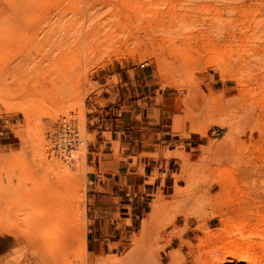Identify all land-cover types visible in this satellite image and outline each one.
Here are the masks:
<instances>
[{"label": "rangeland", "instance_id": "obj_1", "mask_svg": "<svg viewBox=\"0 0 264 264\" xmlns=\"http://www.w3.org/2000/svg\"><path fill=\"white\" fill-rule=\"evenodd\" d=\"M22 1L26 10L14 9L16 0H0V83L16 87L0 88V116L10 117L7 144L0 146V225L12 220L27 229L23 245L4 241V260L35 264L28 231L59 200L70 227L64 264H264V0ZM56 27L62 35H53ZM45 36L63 43L62 57L38 68L29 60L53 44L45 45ZM124 67L145 71L149 88L178 100L168 108L176 113L171 133L203 138L189 153L173 152L178 185L155 194L117 252L97 253L93 263L88 116L101 74ZM31 72L48 80L32 89ZM114 82L107 83L112 90ZM187 175H194L191 181ZM199 182L208 192L188 193Z\"/></svg>", "mask_w": 264, "mask_h": 264}, {"label": "crops", "instance_id": "obj_2", "mask_svg": "<svg viewBox=\"0 0 264 264\" xmlns=\"http://www.w3.org/2000/svg\"><path fill=\"white\" fill-rule=\"evenodd\" d=\"M113 77L112 90L107 83ZM148 77L134 68L103 72L93 96L87 124L93 139L85 154L87 252L93 263L97 253L117 252L155 194L166 195L178 185L180 161L173 152L189 153L202 142V135L182 139L170 132L168 122L176 113L168 108L178 100L149 88ZM9 120L0 116V146L7 144Z\"/></svg>", "mask_w": 264, "mask_h": 264}, {"label": "bare ground", "instance_id": "obj_3", "mask_svg": "<svg viewBox=\"0 0 264 264\" xmlns=\"http://www.w3.org/2000/svg\"><path fill=\"white\" fill-rule=\"evenodd\" d=\"M13 8L14 9H16V10H22V9H24V10H26L27 8H28V6L26 5V4H24V2L22 1V0H16V2H14V4H13ZM59 11V10H58ZM62 13H63V11H62ZM64 17V16H63ZM19 17H17V19H18ZM55 19V21H57L58 22V24L60 23V21H61V19L63 20V18L61 17V19H60V16L59 15H57L56 14V16L54 17ZM20 19V18H19ZM55 21H54V23H55ZM67 22H68V20H67ZM70 22V21H69ZM71 23V22H70ZM69 23V24H70ZM73 23V22H72ZM19 24V23H18ZM63 25H64V23H63ZM73 25H76L75 23L73 24ZM15 26V25H14ZM16 26H17V24H16ZM61 26V25H60ZM70 26V25H69ZM77 26V25H76ZM34 27H35V25H34ZM39 28V27H38ZM40 28H42L41 26H40ZM53 28L55 29V27L53 26ZM53 28H51V29H53ZM58 27H56V29H57ZM61 28V27H60ZM62 28H64V27H62ZM71 28V27H70ZM74 28V27H73ZM34 29V28H33ZM42 29H44V28H42ZM65 29V28H64ZM77 29V28H76ZM73 30V29H72ZM29 31V30H28ZM69 31V30H68ZM49 32V31H48ZM47 32V33H48ZM62 32H63V30H62ZM70 32V31H69ZM87 32V31H86ZM46 33V32H45ZM63 33H61V31H59L58 29L57 30H54V32H53V35H57V36H60V35H62ZM66 34H67V31H66ZM87 34V33H86ZM37 35V34H36ZM36 35H35V37H36ZM67 35H69V33L67 34ZM88 35V34H87ZM66 36V35H65ZM64 36V37H65ZM51 37L49 36H45V40H43V38H41L43 41H45L46 43H45V45H47V43L48 42H53V44L50 46V48L49 49H46L45 47V49L43 48V50H41L42 52L35 58H33V59H31V60H29V54H28V57L29 58H27L28 60H29V62H34L33 64H35V67H38V68H40L39 66H41V63L42 62H44V61H53L54 60V58H56V57H58V58H60V57H62V49L63 48H61L62 47V45H63V43L61 42V41H54V40H52V39H50ZM57 38V37H56ZM61 38V37H60ZM68 38V37H67ZM37 39H39V38H37ZM40 39V40H41ZM34 40V39H33ZM61 40H62V38H61ZM37 41V40H36ZM29 42V41H28ZM37 43V42H36ZM35 43V44H36ZM40 43V42H39ZM13 44V43H12ZM40 44H43V43H40ZM20 45V44H19ZM34 45V44H33ZM27 45H25V47H26ZM41 46V45H40ZM70 46V45H69ZM38 47V46H37ZM34 48H35V46H34ZM33 48V49H34ZM27 49H29V48H27ZM39 49H40V47H39ZM33 51H35V50H33ZM29 52V51H28ZM32 52V51H31ZM31 57H32V55H30ZM11 57H12V55H11ZM20 57V56H19ZM17 58V57H16ZM15 59V58H14ZM19 59V58H18ZM21 59V58H20ZM23 59V58H22ZM27 60V61H28ZM26 60H22V61H19V64H22L23 63V65H25V64H28V63H26L27 62ZM14 62V61H13ZM20 62H22V63H20ZM18 63V62H17ZM17 63H16V66H18L17 65ZM25 63V64H24ZM9 64V63H8ZM11 64V63H10ZM13 65H15V62L14 63H12ZM11 64V65H12ZM10 65V66H11ZM31 65V64H30ZM22 66V65H21ZM20 66V67H21ZM26 66V65H25ZM24 66V67H25ZM34 66V65H33ZM33 66L31 67H26L28 70V73H29V70L31 71V69L30 68H33ZM19 67V68H20ZM9 68H13V66H11V67H8V69ZM16 68V67H15ZM2 69H3V66H2ZM25 68H23V70H24ZM36 68H34V70H35ZM43 69V68H42ZM17 70V69H16ZM26 70V69H25ZM24 70V71H25ZM14 71V70H13ZM40 71V70H39ZM35 72V71H34ZM38 72V71H37ZM37 72H35V73H37ZM46 72V71H45ZM11 73V72H10ZM15 73H17V72H15ZM25 74H26V72H24ZM23 73V75H25ZM43 73V72H42ZM9 74V73H8ZM31 75H33L32 74V72L30 73ZM2 76H3V74H2ZM7 76V75H6ZM9 76H10V74H9ZM33 76H35V75H33ZM30 78V77H29ZM31 78H32V76H31ZM30 78V79H31ZM33 78H35V79H33V81H31L32 82V89H33V85L35 86L36 84H38L37 85V87L35 88V89H37V88H39L40 86H42V84L45 82L46 83V81L48 80V78H47V80H46V78H44V77H42L43 79H45V81L42 83V80H38V78H36V76L35 77H33ZM26 79V78H25ZM20 80V79H19ZM26 80H28V79H26ZM25 80V81H26ZM24 82V80L21 82V83H23ZM30 82V83H31ZM38 82V83H37ZM27 83V82H26ZM26 83L24 84V85H26ZM36 83V84H35ZM16 84V83H15ZM39 84H40V86H39ZM20 85V84H19ZM30 85V84H29ZM45 85V84H44ZM13 86L15 87V85H14V82H10L9 83V81H7V79H4V80H2L1 81V83H0V88L2 89V90H7V91H11L12 89H13ZM31 86V85H30ZM29 86V87H30ZM39 86V87H38ZM23 87V86H22ZM28 87V86H27ZM16 88V87H15ZM19 89H21V90H23V88H21V87H18ZM25 88V87H24ZM44 88V87H43ZM27 89V88H26ZM30 89V88H29ZM16 90H18V89H16ZM31 90V89H30ZM24 91V90H23ZM32 91V90H31ZM29 92V91H28ZM23 94H24V92H22ZM194 94V93H193ZM197 96V95H196ZM198 97V96H197ZM191 98V97H190ZM193 99H194V97H193ZM197 99V98H196ZM236 148V147H235ZM226 149V148H225ZM224 149V150H225ZM225 151H228V150H225ZM234 151V150H233ZM237 151V150H236ZM60 154V153H59ZM220 155H222L221 153H219ZM233 154V153H232ZM220 155H218L217 154V156H220ZM228 156V155H227ZM224 157H225V154H224ZM218 158V157H217ZM223 158V157H222ZM226 158V157H225ZM219 159H220V157H219ZM200 168V167H199ZM199 172H203L202 170L201 171H199ZM193 173H196V172H192L191 174H193ZM203 174H204V172H203ZM196 175H197V173H196ZM195 175V177H197ZM194 176V175H193ZM192 176V177H193ZM200 176H202V175H200ZM189 177H190V174H189ZM188 177V175H187V178H189ZM192 177H191V179H192ZM194 177V178H195ZM204 177V176H203ZM203 177H201V178H203ZM205 178V177H204ZM190 179V178H189ZM191 179L189 180V181H191ZM196 179V178H195ZM197 180V179H196ZM204 180V179H203ZM202 180V181H203ZM206 180H207V182H208V178H206ZM187 182H188V179L186 180ZM205 181V180H204ZM193 182V181H192ZM201 182V181H200ZM200 182H199V185L197 186V185H192V186H188V193H191L192 192V194L191 195H194V194H199V195H201L202 197L208 192V189H205V190H203L202 189V185L200 184ZM194 183H195V181H194ZM189 184V183H188ZM205 184V183H204ZM201 185V186H200ZM207 186V185H206ZM190 195V194H189ZM198 195V196H199ZM190 197V196H189ZM192 197V196H191ZM197 198V197H196ZM195 198V199H196ZM199 198V197H198ZM156 201V200H155ZM154 201V202H155ZM187 201L190 203V204H192V200H190V199H187ZM193 201H194V199H193ZM1 215L2 216H5V214L2 212L1 213ZM68 221H67V217H66V213H65V207L62 205V203L59 201V200H57V202H56V204H54L53 203V205L52 206H50V209L49 210H47V211H41L35 218H34V225H33V228H31L29 231H28V234L29 235H31V239H32V245H33V247H34V251H35V260H36V262H35V264H64V255L67 253V243H66V234H67V232L69 231V226H67L68 225V223H67ZM262 222H263V224H264V220H262ZM69 227V228H68ZM71 230V229H70ZM236 231V233L238 232V233H240V234H242V229L241 228H236L235 230H234V232ZM25 232H27V229L26 230H22L21 229V225L20 224H18V223H16V222H13L12 220H10L9 221V223L7 224V225H3V224H1L0 225V257H1V260H2V262H1V264H20L19 262H16V261H9V262H6L4 259L6 258V253L4 252V250H3V243H4V241L5 240H9V239H16V240H18L22 245L24 244V243H26V239H27V236L24 234ZM50 232V233H49ZM258 234H260V233H258ZM251 235V234H250ZM259 236H261V234L259 235ZM262 239H264V236H263V238ZM25 248H26V246H25ZM50 249H52L51 251H49ZM70 253V252H69ZM4 260V261H3ZM230 262V261H229ZM22 264V263H21Z\"/></svg>", "mask_w": 264, "mask_h": 264}, {"label": "built area", "instance_id": "obj_4", "mask_svg": "<svg viewBox=\"0 0 264 264\" xmlns=\"http://www.w3.org/2000/svg\"><path fill=\"white\" fill-rule=\"evenodd\" d=\"M66 144H70V140H68V138L66 139ZM64 149H66V148L64 147ZM68 156H70V161H71L72 164L78 162L77 158H71V155H68Z\"/></svg>", "mask_w": 264, "mask_h": 264}]
</instances>
